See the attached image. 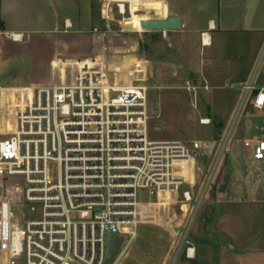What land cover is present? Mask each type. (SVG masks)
Instances as JSON below:
<instances>
[{"label": "built area", "instance_id": "obj_1", "mask_svg": "<svg viewBox=\"0 0 264 264\" xmlns=\"http://www.w3.org/2000/svg\"><path fill=\"white\" fill-rule=\"evenodd\" d=\"M99 1L115 6L123 21L131 18V3H138V15L146 12L153 20L158 19L155 12L144 4L164 2ZM91 64L78 65L62 84L35 89L15 113L13 131L0 134L7 138L0 141V264H104L106 235L122 236L126 245L142 216L141 206H159L171 195L183 219L169 227L175 241L165 264L193 260L196 249L190 238L199 201L191 206L193 195L183 188L194 186L200 144L151 141L145 81L118 85L102 62ZM254 79L240 86L238 113L247 108L264 112V86ZM181 89L195 97L200 90L233 87L186 80ZM209 122L200 120L202 125ZM260 131L241 146L253 161L264 163V128ZM229 132L216 167L227 152ZM189 163L193 179L188 182L183 170ZM140 191L149 201H138Z\"/></svg>", "mask_w": 264, "mask_h": 264}, {"label": "rangeland", "instance_id": "obj_2", "mask_svg": "<svg viewBox=\"0 0 264 264\" xmlns=\"http://www.w3.org/2000/svg\"><path fill=\"white\" fill-rule=\"evenodd\" d=\"M166 1L168 0H164L165 3ZM93 6L99 15L94 19L101 20H97L101 25L99 26L100 30L112 32L118 38L117 51L115 56L113 55L112 61L115 63V71L110 75L111 80L118 85L136 84L143 80L148 87L149 139L151 141H178L186 145L192 142L200 144V150L196 154L193 166L194 186L189 188L186 185L183 188L190 190L193 195L191 206L199 201L190 238L196 249V257L193 262L183 258L180 264H208V252L211 251L208 248V240H221L219 227L221 211L219 210L220 206L215 204L213 195L217 182L226 171L240 169L243 177L241 181L247 194L244 203L240 201L239 205L234 206V211L230 210L228 224L235 225L234 222H236L241 225L243 230L240 235L245 252L249 251L250 253L253 248L264 251V163L253 161L246 149L241 148L240 143L251 133L259 136L262 134L260 128H264V115L260 113H255L253 116L243 115L244 111L238 113L242 98L238 80H242L247 74L246 69L249 67L246 63L247 61L249 63L254 57L256 41L250 39L249 36H243L237 40V43L244 44L245 56L240 64L236 55L232 56V60L245 66H231L233 71L226 73L228 78H231L227 84L233 87L232 90H200L194 97L181 89L183 82L190 80L197 83L194 80V75L200 74L204 75L208 81V73H206L205 67L199 64V61L204 57L191 38L169 35V41H166L157 34H138L126 28L127 26L124 24L131 18L127 19V16L124 22L118 16L115 6L100 1L93 3ZM139 15L147 14L144 12ZM247 44H251V46ZM168 45L171 46V49H168ZM24 48L32 49L33 47ZM233 50L230 48L228 53H232ZM2 56L3 50H0V57L2 58ZM132 56H136L140 61L149 60L150 64L134 65L129 63ZM192 66H195V70H192ZM120 68L121 70L118 71L117 69ZM31 70V60L24 54L1 61L0 86L28 83L32 77ZM43 72L44 69L40 70L38 75ZM252 77L255 78L254 80L264 79V48L256 57L247 82ZM15 97L17 100L18 94ZM201 119H207L210 122L207 125H202L200 124ZM244 119L250 124L248 128L244 126ZM215 120L223 122V134L218 140L214 137L213 131ZM12 124L13 119L0 122V134L8 135V126H12ZM228 132L230 137L227 142V152L225 150V155L219 160L216 167L220 144ZM4 136H0V141L7 139ZM189 173L192 178V172L188 169V173L185 174L186 180ZM247 175L251 176L250 181L245 178ZM167 198L161 202L163 204L149 207L150 212L154 216L169 221L174 216L175 220L171 223L176 224L181 215L180 205L174 195ZM152 200L155 201V198ZM138 201L142 203L149 201L147 193L140 191ZM146 207L147 205L141 206V212L145 211ZM213 207L218 208L219 211L215 210L211 217L208 212ZM149 216L148 214L140 216L134 235L129 241L126 240L124 253L118 258L117 264L121 259V264H160L166 252V256L169 254L168 248L171 242L169 236L166 235L161 225L147 224L153 223V219ZM210 222L213 223V229L208 228ZM172 239L174 242L173 236ZM234 240L230 246L237 243Z\"/></svg>", "mask_w": 264, "mask_h": 264}, {"label": "crops", "instance_id": "obj_3", "mask_svg": "<svg viewBox=\"0 0 264 264\" xmlns=\"http://www.w3.org/2000/svg\"><path fill=\"white\" fill-rule=\"evenodd\" d=\"M97 1L0 0V50H3L0 63L13 56L24 54L31 60L32 65V77L28 83L0 86V122L11 119L27 101L32 99L35 89L64 83L66 77L75 71L78 65L92 67L91 61H100L103 64V70L108 75H112L115 71V63L112 61L117 51L118 38L112 32H102L99 27L101 20L97 19L99 20L97 21L93 18L92 4L99 2ZM144 8L154 11L158 19L172 16L180 20L178 31L147 34H157L166 41H169V35L189 37L195 42L200 54H203L204 58L206 56L199 61V64L205 67L208 81L204 75H194L197 83L191 82L195 84L205 81L212 88L227 84L231 78H228L226 73L233 71L231 66H245L239 65L244 59L245 47L244 44L237 43V40L243 36L254 39L256 41L254 57L246 63L249 67L246 69V76L238 80L240 86L247 82L256 57L264 48V0H168L166 3L160 1L145 3ZM139 10L138 3H131V20L124 21V25L131 31H142L141 21L150 20L146 15H138ZM201 34H205L204 38L207 39L208 45L201 46ZM6 35L18 36L19 40H12ZM247 45L251 46V44ZM24 47L33 48L25 49ZM230 48L234 49L232 53H228ZM168 49H171L170 45ZM233 55L238 57L239 64L232 60ZM136 56H132L129 63L150 64L149 60L140 61ZM39 69H44L40 75H38ZM117 70L120 71L121 68ZM192 70H195V66H192ZM255 83L258 86H264V79L260 78ZM16 94H18L17 100ZM255 113L264 115V112L253 111L250 108L245 109L243 115L253 116ZM244 123V126L248 128L250 124L245 119ZM252 136L251 133L246 139ZM246 151L251 156L250 151ZM188 169L191 172V164L190 168L188 165ZM241 175L240 169L226 171L214 189V202L220 206L221 211L219 223L221 240H208V248L211 249L208 252V264H264V251L257 248H253L250 253L244 251L240 235L243 230L241 225L236 222H234L235 225L228 224L230 210L234 211V206L239 205L240 201L244 203V199H247ZM245 178L251 180L250 175ZM156 206L158 205L154 207ZM149 207L152 206H147L141 215H150L149 218L153 219V223L147 224L161 225L171 240L169 254L166 256V252V258L164 257L160 263L165 264L174 246L171 244L174 242L168 228L172 226L171 222L175 218L173 216L169 221L154 216ZM215 210L218 208H210L208 214L212 217ZM179 219H183L182 213ZM208 228L213 229V223H208ZM233 240L237 243L231 246L234 251H230L227 246L232 245ZM193 261L195 258L190 260V262ZM121 263L122 259L119 261V264Z\"/></svg>", "mask_w": 264, "mask_h": 264}, {"label": "water", "instance_id": "obj_4", "mask_svg": "<svg viewBox=\"0 0 264 264\" xmlns=\"http://www.w3.org/2000/svg\"><path fill=\"white\" fill-rule=\"evenodd\" d=\"M140 27L143 32H161L166 33L170 31H178L180 29V20L177 17L168 16L165 19H153L147 21H141ZM129 29L128 27H126ZM178 226L173 227V231L177 232ZM125 245V238L122 236L107 234L106 235V253L104 264H114L116 259L120 256L122 248ZM227 249L234 251V249L228 245Z\"/></svg>", "mask_w": 264, "mask_h": 264}, {"label": "trees", "instance_id": "obj_5", "mask_svg": "<svg viewBox=\"0 0 264 264\" xmlns=\"http://www.w3.org/2000/svg\"><path fill=\"white\" fill-rule=\"evenodd\" d=\"M92 16L93 18H96L98 15L97 11L95 10V7L92 4ZM213 131L215 134V138L220 139L223 134V122L215 120L214 125H213Z\"/></svg>", "mask_w": 264, "mask_h": 264}, {"label": "bare ground", "instance_id": "obj_6", "mask_svg": "<svg viewBox=\"0 0 264 264\" xmlns=\"http://www.w3.org/2000/svg\"><path fill=\"white\" fill-rule=\"evenodd\" d=\"M205 41H207V39H205ZM209 43L208 42H206V45H208ZM21 106V105H20ZM11 119H13L14 120V116L11 118ZM13 128H14V126H13V124H12V126H8V131H7V133H10L11 131H13ZM191 164V163H190ZM190 164H189V168H190ZM192 165V164H191ZM185 167V166H184ZM186 173H188V165L184 168V170H183V174H184V176H185V174ZM187 180L188 181H190L191 180V175H190V173H189V175H188V177H187Z\"/></svg>", "mask_w": 264, "mask_h": 264}]
</instances>
